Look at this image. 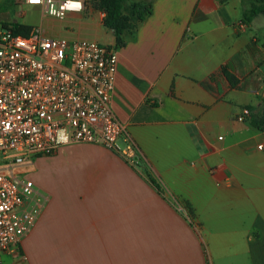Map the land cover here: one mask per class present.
<instances>
[{
  "label": "crops",
  "instance_id": "0c3cea01",
  "mask_svg": "<svg viewBox=\"0 0 264 264\" xmlns=\"http://www.w3.org/2000/svg\"><path fill=\"white\" fill-rule=\"evenodd\" d=\"M141 1L153 12L121 46L99 9L59 21L32 8L49 36L90 18L114 47L112 107L141 158L60 146L40 220L0 264H264V131L237 120L263 107L264 14L242 22L252 0Z\"/></svg>",
  "mask_w": 264,
  "mask_h": 264
},
{
  "label": "built area",
  "instance_id": "2783aa9c",
  "mask_svg": "<svg viewBox=\"0 0 264 264\" xmlns=\"http://www.w3.org/2000/svg\"><path fill=\"white\" fill-rule=\"evenodd\" d=\"M19 1L59 21L88 8L85 0ZM117 62L114 47L95 40L52 37L41 27L25 37L0 26V252L29 239L46 208L21 171L34 158L90 143L137 167L140 148L112 107ZM251 114L244 108L237 120Z\"/></svg>",
  "mask_w": 264,
  "mask_h": 264
},
{
  "label": "trees",
  "instance_id": "16d2710c",
  "mask_svg": "<svg viewBox=\"0 0 264 264\" xmlns=\"http://www.w3.org/2000/svg\"><path fill=\"white\" fill-rule=\"evenodd\" d=\"M97 6L105 11L103 24L106 28L113 30L117 46L124 43L123 36L126 32H135L153 12V3L141 0H98ZM260 14H264V0H252L251 6L243 10L242 22L250 24ZM8 26L5 25V27ZM10 26L16 34L25 37L29 36L33 29L32 26L18 22H13ZM227 75L233 81L231 75L228 73ZM247 118L245 120H248ZM248 121L253 128L264 130V100L261 112L252 114Z\"/></svg>",
  "mask_w": 264,
  "mask_h": 264
},
{
  "label": "rangeland",
  "instance_id": "374dc122",
  "mask_svg": "<svg viewBox=\"0 0 264 264\" xmlns=\"http://www.w3.org/2000/svg\"><path fill=\"white\" fill-rule=\"evenodd\" d=\"M85 1L87 3L88 9L89 8L96 9V10L99 9V7L97 6L98 0H85ZM32 8L33 7L27 6V5H22V7H20V5H16L14 9H9L8 14L4 12L0 14V22L18 20L19 22L23 24H27L31 26H35V25L39 26L40 24L43 23V17L41 16L40 13L32 10ZM68 25L69 27H66ZM46 28L49 34H51L50 36H55L53 33L54 31H51L50 27L48 28V26H46ZM67 28L69 29L75 28L74 34H64L63 36L65 38H68V39L70 38L72 40H75L77 37H81L82 39L93 40V38H95V36L97 35V32H98V35H100V31L96 30V27L90 18L83 20L80 24V28L72 26L65 21L61 29L63 31H66ZM109 30L110 29H108V32ZM104 39L106 38L105 36L102 35V40ZM50 158L51 156L34 158L32 163L29 166L22 167L21 169V171L25 173L23 174V176L27 179L32 180L36 186L38 185L37 188H39L42 193H44L42 186H45L48 183V179H50L51 174H53L52 173L53 171L51 170V159Z\"/></svg>",
  "mask_w": 264,
  "mask_h": 264
}]
</instances>
